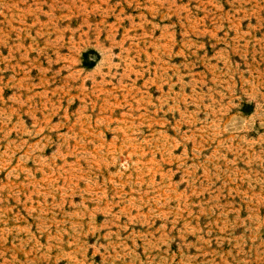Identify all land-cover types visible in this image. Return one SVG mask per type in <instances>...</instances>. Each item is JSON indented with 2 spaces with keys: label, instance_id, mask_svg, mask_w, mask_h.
<instances>
[{
  "label": "rangeland",
  "instance_id": "rangeland-1",
  "mask_svg": "<svg viewBox=\"0 0 264 264\" xmlns=\"http://www.w3.org/2000/svg\"><path fill=\"white\" fill-rule=\"evenodd\" d=\"M0 264H264V0H0Z\"/></svg>",
  "mask_w": 264,
  "mask_h": 264
}]
</instances>
